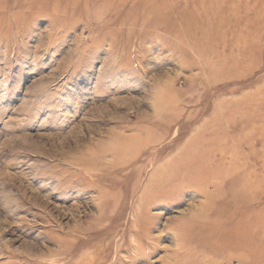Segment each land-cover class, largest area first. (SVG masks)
Segmentation results:
<instances>
[{
    "label": "rangeland",
    "instance_id": "1",
    "mask_svg": "<svg viewBox=\"0 0 264 264\" xmlns=\"http://www.w3.org/2000/svg\"><path fill=\"white\" fill-rule=\"evenodd\" d=\"M0 264H264V0H0Z\"/></svg>",
    "mask_w": 264,
    "mask_h": 264
},
{
    "label": "bare ground",
    "instance_id": "2",
    "mask_svg": "<svg viewBox=\"0 0 264 264\" xmlns=\"http://www.w3.org/2000/svg\"><path fill=\"white\" fill-rule=\"evenodd\" d=\"M256 229V228H255ZM263 238V237H262Z\"/></svg>",
    "mask_w": 264,
    "mask_h": 264
}]
</instances>
